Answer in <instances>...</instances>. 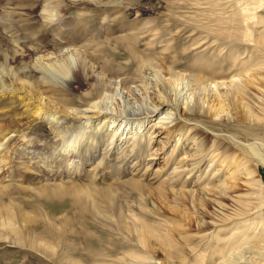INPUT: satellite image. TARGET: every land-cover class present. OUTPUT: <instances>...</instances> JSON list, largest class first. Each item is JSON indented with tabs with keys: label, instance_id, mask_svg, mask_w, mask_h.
<instances>
[{
	"label": "rangeland",
	"instance_id": "1",
	"mask_svg": "<svg viewBox=\"0 0 264 264\" xmlns=\"http://www.w3.org/2000/svg\"><path fill=\"white\" fill-rule=\"evenodd\" d=\"M263 21L264 0H0V206L19 225L20 211L28 213L40 232L30 239L43 243H16L0 227V264H171L164 251L150 254L157 263L145 257L132 218L173 234L177 255L197 246L190 261L217 257L220 227L207 231L204 245L198 237L210 206L203 189L213 180L203 173V131L190 129L212 123L191 107L217 104L216 89L204 91L203 81L237 72L233 54H250ZM40 91L51 103L36 117L30 95ZM103 96L123 109L168 99L187 121L169 134L145 120L123 123L114 136L120 125L100 119L68 125L65 137L56 133V106L72 111ZM239 129L264 154V124ZM217 141L223 157L255 168L257 156ZM258 170L264 180V164Z\"/></svg>",
	"mask_w": 264,
	"mask_h": 264
},
{
	"label": "bare ground",
	"instance_id": "2",
	"mask_svg": "<svg viewBox=\"0 0 264 264\" xmlns=\"http://www.w3.org/2000/svg\"><path fill=\"white\" fill-rule=\"evenodd\" d=\"M224 18L225 16L223 22H225ZM252 42L250 54L248 52L247 56H242L243 52L240 51L233 54L232 58L236 60L234 67H238L237 72L227 79H220L221 81H203L204 91L206 88L216 89L217 104L206 109L205 103L202 108L201 103L197 101L195 107H191L192 112L203 115L204 120L208 119L212 123L210 127L205 123L203 128L200 124L190 127L192 130L203 131V173L212 172L211 179L213 180L210 186L203 189L204 198L210 200V206L203 208V234L198 236L199 240L203 241V245L205 241L210 240L207 231L217 230L220 227L218 232L213 234V239L217 238L214 254L216 252L218 255L217 257L212 256L206 264H264V180L258 170L259 164H264V154H261L251 142H248L250 138L248 133L239 129L244 124L250 127L264 124V24ZM225 48L226 44L223 46L224 50ZM131 90L135 92L137 89L132 87ZM5 91L0 87V94L6 93ZM42 93L43 91H40L38 95L37 93L30 95V98L37 101L34 110L36 117H43L44 114H47L51 103L44 98ZM103 99L104 96L90 102L86 107L72 111L56 106L54 114L60 113V115H53L51 118V122L56 124V133L65 137L68 125L92 124L95 120L100 119L99 124L103 126L108 125L114 128L118 124L120 125L113 130L114 136L123 123H141L140 126H142L145 120H150L151 129L159 127L162 131L167 130L169 134L179 129L178 122L187 121L179 114V106H175L168 99H162L159 103L126 107L125 109L117 106V108L112 107ZM60 116L61 118H59ZM134 129H137V126ZM224 130L232 132L231 135L223 133ZM236 132H242L241 136L244 135V138L237 135ZM152 134L150 133V137H153ZM206 134H212L215 137L212 144L205 143ZM2 138H8V133H4ZM217 139L230 141V144L240 146L248 153L257 156L259 161L255 163V168H250L246 165L247 161L239 159L236 155L223 157L219 151L220 144ZM145 144L140 141L135 147L140 150ZM2 145L3 143L0 142V148ZM194 152L189 154L190 157L193 156L191 159L197 158ZM206 166H208L207 169H205ZM223 171H225L226 177L221 180L219 177L224 173ZM245 191L250 192L244 193ZM10 212L5 206H0V217L6 215L3 221L0 220V227L12 232L15 236L13 240H16V243H26L27 246L34 249L42 246L39 238L30 239L29 235L40 236V232L36 230L37 224L30 223V221H34L31 216L21 210L19 218L22 222L19 225L16 223L15 216L12 214L8 216ZM132 219L134 223V225L131 224L134 228L133 235L137 244L145 248L144 250L147 251L145 257L149 255L151 262L157 263L154 256H150L151 253L163 251L166 252V259L171 264H201L204 261V257L202 262L190 261L191 255L198 250L197 246L191 247L193 246L191 245L184 254L177 255L174 250H178L179 246L173 234L153 228L146 222L139 223L136 218ZM44 228H46L45 231H50L46 225L43 230ZM223 235L224 237H221ZM206 250L207 246H203V255ZM143 258L144 256L139 255V259ZM134 259L137 258L131 257L129 260L133 261Z\"/></svg>",
	"mask_w": 264,
	"mask_h": 264
}]
</instances>
